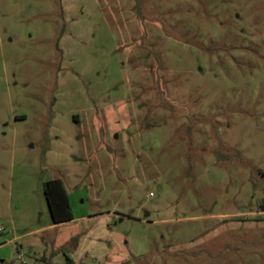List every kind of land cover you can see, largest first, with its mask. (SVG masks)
<instances>
[{
	"label": "rangeland",
	"instance_id": "374dc122",
	"mask_svg": "<svg viewBox=\"0 0 264 264\" xmlns=\"http://www.w3.org/2000/svg\"><path fill=\"white\" fill-rule=\"evenodd\" d=\"M66 260L264 264V0H0V264Z\"/></svg>",
	"mask_w": 264,
	"mask_h": 264
},
{
	"label": "trees",
	"instance_id": "16d2710c",
	"mask_svg": "<svg viewBox=\"0 0 264 264\" xmlns=\"http://www.w3.org/2000/svg\"><path fill=\"white\" fill-rule=\"evenodd\" d=\"M43 193L50 214L51 224L58 225L73 220L66 189L60 179L44 183ZM66 264H72L66 260Z\"/></svg>",
	"mask_w": 264,
	"mask_h": 264
}]
</instances>
